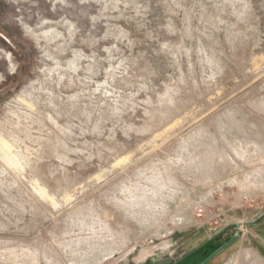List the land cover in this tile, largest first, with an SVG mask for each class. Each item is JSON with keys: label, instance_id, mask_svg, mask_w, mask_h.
I'll use <instances>...</instances> for the list:
<instances>
[{"label": "rangeland", "instance_id": "obj_1", "mask_svg": "<svg viewBox=\"0 0 264 264\" xmlns=\"http://www.w3.org/2000/svg\"><path fill=\"white\" fill-rule=\"evenodd\" d=\"M264 264V0H0V264H148L213 235Z\"/></svg>", "mask_w": 264, "mask_h": 264}, {"label": "flooded vegetation", "instance_id": "obj_2", "mask_svg": "<svg viewBox=\"0 0 264 264\" xmlns=\"http://www.w3.org/2000/svg\"><path fill=\"white\" fill-rule=\"evenodd\" d=\"M224 231L225 230L221 231L220 233H222ZM219 234L214 235L211 239L206 240L205 242H203L199 246L190 250L188 253H186L183 256L175 259V262L173 264H197V263H199L204 257H206L216 247L221 245V244L215 245L213 242L214 238H216V236H218Z\"/></svg>", "mask_w": 264, "mask_h": 264}, {"label": "water", "instance_id": "obj_3", "mask_svg": "<svg viewBox=\"0 0 264 264\" xmlns=\"http://www.w3.org/2000/svg\"><path fill=\"white\" fill-rule=\"evenodd\" d=\"M234 225L236 227L234 234L229 239H227L225 242H223L221 245L216 247L212 252H210L206 257H204L197 264H206L210 259H212L214 256H216L218 253H220L223 249H225L228 245H230L233 241H235L238 238V236H239L238 228L240 226V223H235ZM212 237H210V239ZM174 262H175V259L163 258V259L152 260L149 262V264H173Z\"/></svg>", "mask_w": 264, "mask_h": 264}, {"label": "trees", "instance_id": "obj_4", "mask_svg": "<svg viewBox=\"0 0 264 264\" xmlns=\"http://www.w3.org/2000/svg\"><path fill=\"white\" fill-rule=\"evenodd\" d=\"M204 256V255H203Z\"/></svg>", "mask_w": 264, "mask_h": 264}]
</instances>
